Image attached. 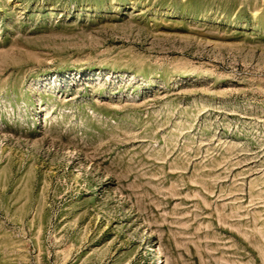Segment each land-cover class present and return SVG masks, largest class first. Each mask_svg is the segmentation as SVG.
I'll use <instances>...</instances> for the list:
<instances>
[{
    "label": "rangeland",
    "instance_id": "rangeland-1",
    "mask_svg": "<svg viewBox=\"0 0 264 264\" xmlns=\"http://www.w3.org/2000/svg\"><path fill=\"white\" fill-rule=\"evenodd\" d=\"M0 264H264V0H0Z\"/></svg>",
    "mask_w": 264,
    "mask_h": 264
}]
</instances>
